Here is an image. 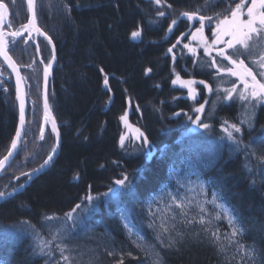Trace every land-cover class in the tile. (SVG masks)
<instances>
[{
  "label": "trees",
  "instance_id": "16d2710c",
  "mask_svg": "<svg viewBox=\"0 0 264 264\" xmlns=\"http://www.w3.org/2000/svg\"><path fill=\"white\" fill-rule=\"evenodd\" d=\"M0 1L9 11L4 30L19 31L29 20L26 0ZM204 2L162 0L158 6L154 0H36L37 24L51 37L57 55L49 98L60 132V151L24 191L0 201V264H50L58 259L59 252L51 257L40 253L29 225H35L47 238L46 229L41 227L44 217H63L77 204L83 209L80 226L75 229V239L66 243L74 249L71 254L79 264H116L120 257L124 264H153V258L133 243L137 235L144 237L143 244L156 245L161 264H237L239 257L233 260L231 250L221 253L202 234L197 235L199 224H178L183 236L176 237L170 248H161L155 240L158 228L148 226L150 220L158 226L161 215L150 216L147 202L165 187L174 186V172L192 166L208 191L222 196V202L246 229L243 242H254L260 254L256 264H261L264 165L255 156L249 157L245 146L255 148L257 155L264 151L259 143L264 138V105L256 107L251 127L241 124L247 110L245 102L235 97L224 101L223 92L216 91L231 87L234 79L217 75L214 67L201 66L200 62L209 61L208 57L200 52L199 60L194 58L183 47L188 39L177 45L192 22L180 17V12L194 11ZM228 3L235 4L232 0H214V8L202 9V14L223 13ZM158 11H164L165 16H158ZM172 19L178 20L175 26L171 25ZM205 26L210 34L215 24L206 21ZM169 27L172 32H168ZM138 29L141 37L133 39L131 33ZM34 37L15 43L14 38L8 39L9 54L25 77L28 112L20 150L0 175V191L6 193L17 191L25 183L27 176L23 173L38 169L55 143L51 120L44 123L42 105L41 60L45 53L51 56L52 49L42 36ZM245 63L253 67L249 60ZM0 73L2 159L17 132L19 106L13 77L1 59ZM177 73L182 80H204L213 92L199 84L198 100L190 101L186 91L172 83ZM201 104V124L193 130L192 114ZM125 113L128 123L145 134L147 145L125 141L120 146V138L125 136L120 117ZM225 121L242 127V136L234 134L241 141L239 146L227 138ZM204 123L210 127L203 128ZM125 175L129 188L116 189L122 195L113 197L109 190L115 189V181ZM87 196L93 200H86ZM195 213L193 207L189 216ZM125 223L132 229V236L124 228ZM219 227L222 232L230 230L225 220L219 222Z\"/></svg>",
  "mask_w": 264,
  "mask_h": 264
},
{
  "label": "snow or ice",
  "instance_id": "6c2138e0",
  "mask_svg": "<svg viewBox=\"0 0 264 264\" xmlns=\"http://www.w3.org/2000/svg\"><path fill=\"white\" fill-rule=\"evenodd\" d=\"M232 2H235V0H232ZM154 3L160 6L162 5V0H154ZM33 4L34 0H27V7L31 12V17L28 22L21 25L19 31H13L9 34L14 38L13 43H15V38L17 36L23 35L24 32L31 34V32L34 31L43 36L49 44H52V55L50 57V62L45 64L43 76V119L44 123L47 124L50 118L47 83L52 66L51 62H54L56 59L55 45L52 43L51 37L44 33L38 26ZM214 6V0H205V2L194 11H181L180 17L186 18L188 21L197 20L199 22V27L196 28L195 32H191L190 30V34L193 40H198L199 47L204 48L205 55L210 57V60L207 62L201 61V66L214 67L217 75L236 78L234 81H231V87L223 89L217 88L216 91L223 92V97H221V99L224 101H232L235 97L236 100L245 102L247 110L245 111L244 119L240 123H247L249 127H251L252 122L255 119L256 107L264 105V0H239V2H235V7H232V4L228 3L223 13L217 12L215 16L202 14V9H211L214 8ZM167 7L171 8L172 5L168 4ZM0 10H2L0 11V56H3L8 67H10L16 74V91L17 99L19 100L20 125V130L16 132L10 150L2 159H0V170H3L5 165L9 162V159L13 157V151L17 149V144L21 140V132L25 125V93L22 87V81L25 80V77L21 76L19 66H17L15 61L8 54V42L4 39L2 28L5 21L3 16L7 15V6L4 3H0ZM157 15L163 17L165 16V12L158 11ZM206 21L215 24V30L212 32L214 40L211 44H209L207 37L204 36ZM177 22V19H172L171 25L175 26ZM9 27H11V25H9ZM168 32H172V27L168 28ZM131 36L133 39L140 38L141 30L138 29L133 31ZM180 39H183V37ZM179 43L180 40H177V44ZM219 45H223V47H219ZM36 47L37 50H39L38 44ZM174 47H176L175 44L172 48ZM183 47L187 48L191 55L199 60L197 48L191 47L189 44H184ZM172 48L168 49L169 53L172 52ZM213 51L216 53L215 56L212 55ZM217 58L220 59L219 64ZM175 59L176 56L173 54V62H175ZM246 59L250 61L253 67H249V65L245 63ZM224 61L228 62L227 65L223 64ZM41 63H43V60H41ZM27 66L31 67V65ZM194 67H196L195 64ZM253 68H255L256 71H254ZM101 71L103 72V69H101ZM147 71L151 72V69H148ZM2 82L3 81H0V83ZM172 83L180 84L181 87L187 88L192 99H195L198 94L196 88L193 87V85L197 83L204 85L209 93L213 92V88L204 80H182L178 73ZM104 84L105 86L108 85L107 75L104 77ZM194 110L196 113L202 114L204 112V105L201 104V106L196 107ZM176 115H179V113H176ZM120 119L124 121L126 127H130L127 121V113L121 116ZM189 119H192V117H189ZM194 123L197 125L201 124L199 115L196 117ZM224 123L227 125L224 128L227 138L239 146L241 141L234 134H240L242 136V127L237 124H228L227 121ZM202 127L207 129L210 125L204 123ZM51 130L55 133V143L43 164H41L40 168L34 169V172H39L42 168L48 165L56 154L57 147L59 146V131L54 118H52ZM134 132V139L143 140L145 144L148 142L147 137L139 128L134 129ZM43 138V130H41L40 139L43 140ZM125 139V136L120 138L121 147L124 146ZM259 143L264 145V138H262ZM245 150L249 157L255 156L256 160L264 165V151H261L260 154L257 155L256 149L250 148L247 145L245 146ZM248 170L252 171L251 168H248ZM23 175L31 179L32 173H23ZM17 179H19V177H17ZM115 185L119 186L120 189H128V177L125 175L122 179L116 180ZM109 191L112 196L116 198L122 195V193L116 189H110ZM14 193L15 189L10 193L0 191V199H5L7 196L14 195ZM104 195L108 196L109 193H105ZM197 195H202L203 199L193 204L195 197L181 198L178 195L168 193L171 202L165 208L157 209L158 212L162 213L159 217L161 221L160 224L157 226L154 220H150L148 225L153 229L158 228L155 240L159 246L161 248L173 247L176 243V237L183 236V232L178 230V224L187 226L199 224L201 227L197 235L199 236L202 234L205 239L217 246L219 252L225 253L228 250H231L233 253V260H235L237 256L239 257L237 264H256V259L260 254L257 252L254 242L252 245L243 242L246 229L239 223L231 210L222 202V196L213 191L211 192V198L209 199V193L205 190L203 185L200 186V192L197 193ZM86 200L92 201L93 197L87 196ZM209 204L212 205V210L206 207V205ZM193 207H195L196 213L195 215L189 216V212ZM77 209H81L80 204H77L71 212L66 213L63 217L46 215L41 227L46 229L47 238L41 235L35 225H29L33 230L36 247L41 254L51 257L53 252H59V258L50 262V264H61V261H63V264H79L78 259L71 254L74 249L70 248L68 243H66V241H69L70 239H75V229L80 226L83 209H81L80 213L76 212ZM177 209L179 211H176ZM148 212L150 216L156 215L151 207L148 209ZM222 220L227 222V226L230 229L229 231H221L219 222ZM124 228L127 229L129 236H132V229L129 227L128 223L124 224ZM173 232H175V236L172 235ZM143 240L144 237L137 235L136 239L133 240V243L136 244L137 248L145 251L146 256L150 255L153 258V264H161L162 258L159 256V252L155 251L156 245H145L142 243ZM108 254L116 255L115 252H109ZM128 255H131V253H128ZM260 260L261 264H264V256H260ZM116 264H124L123 257H120L116 261Z\"/></svg>",
  "mask_w": 264,
  "mask_h": 264
},
{
  "label": "rangeland",
  "instance_id": "374dc122",
  "mask_svg": "<svg viewBox=\"0 0 264 264\" xmlns=\"http://www.w3.org/2000/svg\"><path fill=\"white\" fill-rule=\"evenodd\" d=\"M235 2H239V0H235ZM232 7H235V4H233ZM246 7H247V5H246ZM191 27H192V22H191ZM4 28H3V30H4ZM195 30H196V28H195V24H194V29H193L192 32H195ZM214 30H215V26L211 29L210 34H208L206 32V26L204 27V36L207 37V39L209 41V44H211L212 41L214 40V37L212 36V32ZM7 33H8V36L9 37L13 38L9 34V32H7ZM32 36L30 37L29 34L27 33L24 36H21L19 39H22V38H25V37L31 39V38H33ZM38 36H41V35H37V37ZM185 39H188L187 40L188 41V44L191 47L197 48L198 54L200 52H203L204 53V48L199 47L198 40H193L191 34H189ZM219 47H223V45H219ZM204 55H205V53H204ZM212 55L213 56L216 55L215 51H213ZM38 57L40 59V56L39 55H38ZM50 57H51L50 56V53H49V55L46 54V53L43 55V61H44V64H43V75H44V67H45V64H47V63L50 62ZM208 60H210V57H208ZM224 62L226 64H224ZM224 62H223V64L224 65H227L228 62L227 61H224ZM52 63L53 62H51V65H52ZM231 78H233L234 80L236 79L235 77H231ZM175 85L178 86L179 88H181V89H183V90L186 91V93H187L186 94V98L190 99V101L196 102V100H198V97H199L198 95L199 94H197V96H196L195 99H192V97L189 94V91H188L187 88L181 87L180 84H175ZM197 85H199V83L193 85V87H195L196 90H197ZM197 93H198V90H197ZM48 104H49L50 110L52 111L51 105L53 104V101H52V98H49V92H48ZM42 105H43V99H42ZM43 108H44V106H43ZM202 114L196 113L195 111L192 114V115L195 116L193 118V120H192L193 121V124H194V129L193 130H197V128H198V125L196 123H194L196 117L199 115L200 116V120H201ZM52 115H53V113H52ZM51 123H52V120H51ZM123 125L125 127V137H126L125 141H128V142H130V141L131 142L132 141H135V142H137V141L140 142L141 141L142 142L143 141V140H136V139H134V136H135L134 129H136V127L130 125L129 123H128V125L130 127H126L124 122H123ZM51 126H52V124H51ZM59 134H60V132H59ZM60 141H61V137H60ZM29 181H30V179L27 177V180L25 181V183L19 189H21L23 186H25ZM173 181H174V184H173L174 186H167V187H165L161 191L160 194L154 196L150 201L147 202V209H149L151 207L152 211L156 213L155 216L162 215V213L161 212H158L157 209H163V208H165L171 202L170 201V198L168 197V193H172L173 195H178L181 198H192V197H195V200H193V204H195L197 201H200V200L203 199V196L202 195H197V193L200 192V186L203 185L204 188H205V190L209 193V199L211 198V193L208 191V187H207L206 182L201 178L200 174L197 171H195V168L193 166L192 167H186L185 170H183V171H176V172H174ZM118 188H119V186H116L115 189H118ZM5 199H0V201H3ZM206 207H208L210 210H212V205L209 204V205H206Z\"/></svg>",
  "mask_w": 264,
  "mask_h": 264
},
{
  "label": "water",
  "instance_id": "95a60500",
  "mask_svg": "<svg viewBox=\"0 0 264 264\" xmlns=\"http://www.w3.org/2000/svg\"><path fill=\"white\" fill-rule=\"evenodd\" d=\"M26 2H27V0H26ZM0 3H3V2H1L0 1ZM33 8H34V11H35V13H36V0H34V4H33ZM8 9V8H7ZM0 11H2V10H0ZM30 17H31V12L29 11V19H30ZM3 19H4V21H5V23H4V25H3V28H4V26L8 23V21H9V11L7 12V15H4L3 16ZM36 21H37V18H36ZM197 20H193L192 21V27L185 33V34H183L181 37H183V39L184 38H186L189 34H190V30H191V32L193 31V29H194V24H195V22H196ZM3 28H2V31L4 32V30H3ZM28 32H24L23 33V35H20V36H17L16 37V39H18V38H20L21 36H24L25 34H27ZM29 34V33H28ZM32 34L33 35H35V36H37V35H39L38 33H36V32H31V34H29V36L31 37L32 36ZM4 36H5V33H4ZM43 37V36H42ZM180 37V38H181ZM183 39H179L180 40V42L183 40ZM178 45V44H177ZM50 46H51V49H52V44H50ZM8 54H9V47H8ZM10 55V54H9ZM38 55L40 56V58H41V55H40V51L38 50ZM55 57H56V59H55V61L52 63V66H51V70H50V73H49V76H48V83H47V95H48V92H49V84H50V76H51V74H52V72H53V68L56 66V63H57V55H56V49H55ZM0 59L2 60V62L4 63V65L7 67V69H8V71L10 72V74H11V76L13 77V80H14V83H15V89H16V74H15V72H13L12 71V69L10 68V67H8V64H7V62L4 60V58H3V56H0ZM13 59V58H12ZM18 66V65H17ZM19 71H20V69H19ZM20 74H21V71H20ZM21 76H22V74H21ZM44 76V75H43ZM22 87H23V91H24V93H25V125H24V129H23V131L21 132V140L18 142V144H17V149L16 150H14L13 151V157H11L10 159H9V162L5 165V168L3 169V170H0V175L4 172V170L6 169V168H8L9 166H10V164L13 162V160L15 159V157H16V154L18 153V151H19V149H20V147H21V145H22V142H23V139H24V136H25V131H26V124H27V94H26V88H25V83H24V81H22ZM16 97H17V91H16ZM44 98V81H43V83H42V99ZM17 101H18V106H19V100L17 99ZM43 106H44V104H43ZM52 118H53V115H52V111L50 110V119L52 120ZM55 123H56V121H55ZM56 126H57V123H56ZM57 129H58V127H57ZM18 130H20V125H19V123H18V128H17V131ZM59 131V130H58ZM59 151H60V134H59V146L57 147V150H56V154L53 156V159L57 156V154L59 153ZM47 166V165H46ZM45 166V167H46ZM43 169V168H42ZM41 169V170H42ZM41 170L39 171V172H34V173H32V176H31V179H30V181L25 185V186H23L21 189H18L17 191H15V193H14V195H12V196H7L6 197V199L7 198H11V197H13V196H15V195H17V194H19V193H21L22 191H24L29 185H30V183L39 175V173L41 172Z\"/></svg>",
  "mask_w": 264,
  "mask_h": 264
},
{
  "label": "bare ground",
  "instance_id": "6f19581e",
  "mask_svg": "<svg viewBox=\"0 0 264 264\" xmlns=\"http://www.w3.org/2000/svg\"><path fill=\"white\" fill-rule=\"evenodd\" d=\"M4 33H5V32H4ZM4 39L8 42L9 37H7L6 34H5ZM19 40H20L19 38H18V39L15 38V42H17V41H19ZM15 63H16V62H15ZM16 64H17V63H16ZM43 64H44V63H43ZM17 65H18V64H17ZM19 69H20V68H19ZM20 71H21V70H20ZM21 74H22V72H21ZM22 76H23V75H22ZM24 83H25V82H24ZM14 84H15V83H14ZM25 88H26V86H25ZM15 90H16V89H15ZM26 94H27V90H26ZM27 104H28V103H27ZM27 112H28V105H27ZM19 150H20V149H19ZM18 152H19V151H18ZM17 154H18V153H17ZM17 154H16V155H17ZM52 161H53V160H52ZM52 161H51L47 166H49V165L52 163ZM47 166H46V167H47ZM46 167H44V168H46ZM44 168H43V169H44ZM43 169H42V170H43ZM42 170H41V171H42ZM32 182H33V181H32ZM32 182H31V183H32ZM31 183H30V184H31Z\"/></svg>",
  "mask_w": 264,
  "mask_h": 264
}]
</instances>
